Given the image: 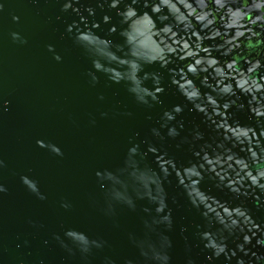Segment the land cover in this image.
Returning <instances> with one entry per match:
<instances>
[{"label":"water","instance_id":"95a60500","mask_svg":"<svg viewBox=\"0 0 264 264\" xmlns=\"http://www.w3.org/2000/svg\"><path fill=\"white\" fill-rule=\"evenodd\" d=\"M2 2L5 8L0 12V103L9 100L11 107L8 111L0 110V158L7 165L0 169V183L8 188L7 193L0 194V264H40L41 261L43 264H102L105 256H111L116 264H125L127 260L133 264H144L129 234L138 238L145 236L143 221L151 220L155 215L154 206L146 200L138 201L135 211L117 206L116 216L107 217L103 212L105 192L100 189L95 172L121 168L132 143L139 144L144 152H148L149 147L157 149L155 154L148 152L145 161L154 169L159 170L157 160L165 155L175 161L178 170L198 165L202 161L195 153L205 147L211 152L223 143V130H217L172 85L169 69L178 71L183 67L182 63L177 61L169 65V69L158 64L146 66L145 71L162 74V86L165 88L159 97L161 103L146 108L135 102L126 85L112 83L103 74H98V84L92 83L88 75L92 71L91 58L66 31L69 24L79 22V17L63 13L62 0ZM103 2L81 0L78 7H93L95 17L88 16L87 12L84 15L90 22L101 24L97 34L110 38L115 44H123L119 31L109 35V30L113 26L123 30L126 25L121 23L116 10L107 5L102 10L100 4ZM126 3L130 4L131 0H126ZM247 3L245 0L246 6ZM137 7L141 12L145 10L142 0ZM123 8L122 4L121 10ZM13 15L20 17L19 23L12 20ZM105 15L112 18L111 24L103 23ZM254 27H257L255 36L264 39V31ZM12 32H19L28 43L13 42ZM248 42L256 45L255 49H264L256 44V40H248L246 44ZM207 43L211 45L214 42ZM48 45L54 46L56 53L63 57L62 62L54 59ZM217 55L221 60L232 59ZM236 58L238 64L243 62V57ZM244 67L247 68L246 63ZM148 86H152L151 81H148ZM248 99L241 96L238 103L247 105ZM176 106H181L183 111L169 124L180 133L172 138L161 124L164 112ZM229 115L233 124L238 121L241 125L256 127L247 107L233 106ZM153 129H158L162 138L153 135ZM197 132L203 135L202 140L195 139ZM37 140L59 145L64 152L63 157L39 148ZM227 146L231 147L230 144ZM233 150L242 158L247 157V153L239 148ZM22 175L38 181L47 199L39 200L29 192L20 180ZM203 175L200 186L204 191L231 206L244 204L254 220L264 227V206L257 207L255 197L237 199L228 189L218 187L219 180L214 174L205 172ZM164 187L173 226L167 230L162 225L158 232H163L171 240V264H188L189 260L194 264H236V258H216L205 248L200 233L217 232L220 225L210 226L203 216L204 210L190 203L175 171L165 179ZM261 198L264 201V194ZM62 200L71 202L70 210L60 207ZM145 208H149L150 213H146ZM68 228L85 231L93 238H102L107 241V246L102 251L94 250L87 261L79 252L69 256L54 239L55 235L63 237ZM152 238L156 240L158 236L153 234ZM242 242L239 233L227 241L229 249H237ZM17 244L22 247L17 248ZM248 247L264 256V248L256 246L255 240ZM209 256L213 257L212 260L208 259ZM238 256L245 259L246 264H256L250 255L243 256L238 252Z\"/></svg>","mask_w":264,"mask_h":264},{"label":"clouds","instance_id":"9594fccd","mask_svg":"<svg viewBox=\"0 0 264 264\" xmlns=\"http://www.w3.org/2000/svg\"><path fill=\"white\" fill-rule=\"evenodd\" d=\"M32 2L37 3L38 0ZM142 2L145 9L143 12L137 7L141 0H131L130 4L126 0H104L100 4L102 10L105 5L116 10L121 23L126 25L123 30L116 26L110 28L109 35L119 31L124 41L123 44H115L110 38L97 34L101 28L99 22L89 21L88 16L96 15L93 7H78L81 0H62L61 11L79 17V22L69 24L66 31L73 35L76 45L91 58L92 71L88 75L92 83L98 84V74H103L112 83L126 85L127 92L138 105L151 108L154 104L161 103L159 97L165 88L162 86V74L149 73L145 71L146 66L158 64L161 68L169 69V65L178 61L183 67H179L178 71L169 69L172 85L217 130H223L224 142L211 152L207 147L202 148L201 152L195 153L201 163L179 170L175 161L166 155L157 160L159 170L152 168L145 161L148 152L155 154L157 149L149 147L148 152H144L139 144L132 143L121 168L95 172L99 187L105 192L104 215L114 218L117 206L135 211L138 201H148L154 206L155 215L151 216V220L143 221L145 236L138 238L130 233L129 239L139 249L144 264H171V240L163 232H158V229L163 225L171 230L173 226L164 181L175 171L190 203L197 209L204 210L203 216L210 226L220 225L217 232L200 233L205 248L216 258H236V264H246L245 259L238 256V252L243 256L250 255L256 264H264V256L252 252L248 247L255 240L256 246L264 248V227L254 220L244 204L231 206L221 202L200 186L204 179L203 173L214 174L219 180L218 187L228 189L235 198L255 197L256 206H264L261 198V194H264V49L253 53L244 46L248 40L255 38L257 27L254 26L264 31V0H248L247 6L245 0ZM122 4L124 8L121 10ZM4 8L5 4L0 0V12ZM85 12L88 16L84 15ZM12 20L19 23L20 17L13 15ZM103 23L111 24L112 18L105 15ZM10 35L13 42L21 45L28 43L19 32H12ZM209 41L214 43L209 45ZM216 41L219 43H215ZM48 51L54 53L57 62H62L63 57L56 53L53 45H48ZM217 54L232 59L221 60ZM238 56L244 58L242 63L238 64ZM244 63L247 64L246 69ZM148 81L152 82L151 87L148 86ZM205 88L209 91L205 92ZM241 96L249 98L247 105L238 103ZM100 99L103 100L104 97L101 96ZM233 106L241 109L247 107L256 127L244 126L238 121L231 123L232 116L229 112ZM10 107L9 100L0 103L2 111H8ZM182 111L181 106H176L171 111L164 112L161 127L168 129L169 137L179 136L177 128L169 127V124ZM102 115L106 117L107 113ZM153 135L162 138L158 129H153ZM195 139L202 140L203 135L197 132ZM36 143L39 148L46 149L57 157L64 155L62 148L55 143L44 140H37ZM235 148L247 153V157L239 156L233 150ZM6 166L5 160L0 158V169ZM20 180L39 200L47 199L41 192L38 181L28 175H22ZM7 191L5 184L0 183V194ZM60 207L68 211L72 204L62 200ZM144 211L150 213L151 210L145 208ZM238 233L242 235L243 242L237 245V249H229L228 238ZM153 234L158 239L154 240ZM54 239L69 256H75L79 252L85 261L94 250L102 251L107 246V241L102 238H93L76 228H68L63 237L55 235ZM27 243L25 240V244ZM21 247L17 244V248ZM212 258L208 257L209 260ZM102 264H116V261L111 256H105ZM125 264H133V261L127 260ZM188 264L194 262L189 260Z\"/></svg>","mask_w":264,"mask_h":264},{"label":"flooded vegetation","instance_id":"af4514ba","mask_svg":"<svg viewBox=\"0 0 264 264\" xmlns=\"http://www.w3.org/2000/svg\"><path fill=\"white\" fill-rule=\"evenodd\" d=\"M253 40H256V44L257 45H262V48L264 47V43H262V42H264L263 38L259 39L258 37L255 36V38L251 39L250 41H253ZM244 46L248 49L249 52H253L254 53V52H256L258 50L257 48L256 49L254 48V46H256V45H253L252 43H249V42L247 44H245ZM236 60H237V58H236Z\"/></svg>","mask_w":264,"mask_h":264}]
</instances>
